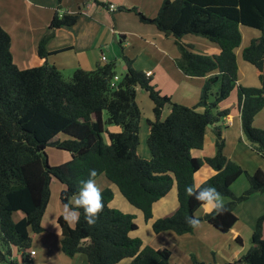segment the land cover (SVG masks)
Returning a JSON list of instances; mask_svg holds the SVG:
<instances>
[{"label": "trees", "instance_id": "16d2710c", "mask_svg": "<svg viewBox=\"0 0 264 264\" xmlns=\"http://www.w3.org/2000/svg\"><path fill=\"white\" fill-rule=\"evenodd\" d=\"M121 10L134 12L141 22L153 24L174 37L180 52L176 59L178 68L189 77H207L199 101L195 106L174 102L153 84L151 75L133 67L124 51L121 55L127 68L116 86L115 60L98 63L93 70L78 68L70 79L53 64L20 68L13 59L11 35L0 24L2 262L34 264L30 259L33 234L45 230L43 217L51 199L53 179L64 185L60 192L64 204L76 197L80 181L95 169V179L105 175L143 213L145 221H152V229L158 234L184 235L195 230L185 217L197 215L203 205L189 197L185 188L195 185L194 175L203 164H208L214 173L196 187L214 186L228 200L224 202L226 211L219 215L206 212L200 220L221 232H229L237 222L235 208L239 203L264 192V169L248 173L228 157L224 135L225 119L237 107L245 138L264 156V127L254 125L264 109V0H163L152 17L137 7ZM59 11L50 22V32L40 41L41 58L49 54L46 42L55 30L77 22L78 14ZM241 25L261 33L242 51L243 59L256 68L259 86L238 83ZM189 34L212 41L218 50L211 54L196 52L192 44L183 41ZM137 86L148 93L153 103L154 117L147 120L151 158L137 153L142 115L136 101ZM234 91L236 105L221 108L220 104ZM166 107H170V112L163 117ZM104 111L108 114L106 121ZM209 130L216 135L215 154L198 158L192 150L203 148ZM49 146L70 152L71 158L51 165L46 153ZM243 174L249 186L237 195L232 186ZM174 187L177 208L153 220L154 204ZM101 192L103 209L94 225L85 221L83 209L78 210L80 219L74 226L66 223L63 215L58 217L62 252L68 257L84 254L88 264H119L124 259H130L129 264H171V251L166 246L146 244L132 234L138 229L136 215L111 206L113 189L105 187ZM17 212H22L23 217L15 220ZM237 241L242 242L239 237ZM22 251V256H14V252ZM240 263L264 264V215L256 221L249 249L237 261L226 264Z\"/></svg>", "mask_w": 264, "mask_h": 264}, {"label": "crops", "instance_id": "0c3cea01", "mask_svg": "<svg viewBox=\"0 0 264 264\" xmlns=\"http://www.w3.org/2000/svg\"><path fill=\"white\" fill-rule=\"evenodd\" d=\"M98 1L99 2H97V0H0V24L11 35V51L14 62L23 69L48 63L57 66L62 72L63 70H68L74 73V71L78 68L93 70L96 68L98 63L115 60L117 65L121 64L124 70H126L127 64H125V61L122 58L119 63V57L121 54L119 53L118 46L129 48L135 45V43L131 45L129 35L131 33H136V43L149 46L151 48H149V51H152V54L156 51L158 58L156 63L151 65L152 67L145 66L142 71L146 73L151 72L150 75L153 77V84H155L163 94L171 96L174 102L187 106H195L199 101L200 92L207 77H189L185 75L176 64V59L179 57L180 52L177 44L175 43L174 37L159 31L153 24L141 22L139 17L133 14L134 12L121 10L122 8L137 7L147 16L152 17L158 13L163 0ZM101 3H104L105 5ZM110 5H114L115 9L111 10ZM58 10H60L59 12L61 14H78L77 22L72 26L57 28L54 34L46 42V49L49 51V54L41 58L38 54L40 41L50 32V22ZM113 14L115 15L112 16ZM119 19H121L122 22H120ZM130 25H133L134 28ZM147 38H153L156 46L154 45L153 47L152 44H149ZM183 41L192 44L195 51L199 53L211 54L213 51L218 50L217 44L201 36L190 34L185 35L183 37ZM110 49L113 51V59H109V55L105 51ZM103 56L106 57L105 60L102 59ZM237 58L239 64L238 83L245 86H259V80L258 85L246 83L250 82V80H248L246 75H243L242 73V71L244 72L242 67L244 69L245 65L239 61L238 49ZM166 59L169 60V65H165ZM234 92L236 93V91ZM236 103L237 94L229 102L223 101L220 104V107L224 108L227 106H233L236 105ZM169 112L170 107H166L163 117H166ZM225 126L224 135L226 139V155L231 157V153H229L227 148V138H229L231 134L236 133V131H234V127L238 126L239 132L242 133V135L240 136V139H238L237 149L232 154V159H235V161L237 160L236 162H240L241 166L248 173H254L258 168L264 169L262 167V162L259 160V156L261 158H264V156L255 151L245 138L241 124L240 112L237 107H233L230 115L226 117ZM209 132H212L214 136L210 138L211 142L207 146L206 141ZM215 142L216 135L212 130H209L205 136V144L203 148H201L203 150L198 158L214 155L216 151ZM140 152H142V155H140L141 157L150 158L152 156L151 151L147 154H144L143 150ZM251 153H256L259 156H251ZM252 162L254 164H252ZM256 162L257 164H255ZM248 164L253 167H248ZM208 171L209 174H211V170ZM213 173L214 170L212 169V175ZM246 181L241 180V177L235 181L232 186L235 194L240 195L248 188V178ZM117 189L118 188L113 189L115 198L117 197L119 191V189ZM175 198L176 200L172 199L170 203L164 207L163 210L165 213L162 214H157L155 207L160 201H163V199L166 198L164 197L157 201L153 206V220L172 213L178 206L177 190ZM224 202H226V200H224ZM112 203H114V200ZM241 203L244 205L247 204L246 207L249 210L250 215L242 221V217L239 216L236 211L240 203L236 206L235 213L238 220L229 232L232 233L233 238L240 247L232 250L233 259L230 260V262L237 261L251 246L249 243L251 242L256 221L264 214V192L255 193ZM206 212V210H203L201 216L199 217L204 216ZM45 214L43 217V226L46 230L47 226L45 224ZM60 215L61 214H55L52 218L54 220L53 228H55L53 234H55L58 239L55 238L54 240H50L48 238L50 234H47L46 236L41 234V236L36 239L37 246L34 245L32 241L30 251L35 250V254L31 255L30 259L34 264H88L87 258L84 254H77L74 257H68L62 252L61 228L57 220ZM22 217L23 214H20L18 219ZM148 222L152 225V221ZM203 230L206 232L211 231L212 235H215L217 231V229L211 224L201 219L200 226L192 233L179 235L177 237H182L180 239H185L189 242L196 238L202 240V235H196L198 232L201 233ZM243 233L247 234L246 237H244ZM162 235L164 236L165 234ZM172 235L177 234L174 233ZM248 235L250 236V241L247 239ZM237 237L241 239V243L237 241ZM56 242L60 243L58 244L59 248ZM202 243L206 245L204 241ZM155 247L165 246L162 245ZM208 251L210 252L209 248ZM188 253L189 252H187V254ZM22 254L23 251L18 254L14 252V256H22ZM47 258H52L53 260H46ZM175 263L180 264L179 262Z\"/></svg>", "mask_w": 264, "mask_h": 264}, {"label": "rangeland", "instance_id": "374dc122", "mask_svg": "<svg viewBox=\"0 0 264 264\" xmlns=\"http://www.w3.org/2000/svg\"><path fill=\"white\" fill-rule=\"evenodd\" d=\"M118 14V13H117ZM136 15L135 13H133ZM113 14L112 16H114ZM132 18V17H130ZM120 22L121 19H119ZM132 28H134L133 25ZM241 33L243 36L241 46L238 48V56L239 61L245 65L244 72L242 71L243 75H246V78L250 80V82H246L252 85H258V77L256 75V68L246 62L242 57V51L243 49L250 44L252 39L258 37L261 33L258 29L251 28L248 26L241 25L240 27ZM130 37V43L131 45L135 43V45L127 48L118 46L119 53L121 54L122 51L126 54V56L133 61V67L137 70H143V67L150 66L155 64L158 60L157 58V52L154 51V54H152L149 50L151 49L149 46L145 44H139L136 43V33H131L129 35ZM129 39V38H128ZM148 43L156 46V43L154 42L153 38H147ZM150 48V49H149ZM218 48V47H217ZM216 49V46H215ZM108 55L109 59H113V51L105 50ZM216 51V50H215ZM121 58L123 59L122 55L119 57V63L121 61ZM165 65H169V60H165ZM126 64V62H125ZM117 70V76L120 78L124 73V68L121 64L116 66ZM64 77L66 79H70L73 75V72L68 70H63ZM153 82V77H152ZM155 83V82H154ZM137 97L136 101L139 105L142 115L140 120V143L137 147V153L139 155H142L141 150H143L144 154H147L150 149L147 144L148 139V119H153V103L151 99L149 98V95L146 91H144L140 86H137ZM236 96V93L233 92L229 98L224 100V102H229ZM166 112V111H165ZM108 118V114L106 111L103 112V119L106 121ZM256 121H254V125L257 127H264V109L256 116ZM234 131L236 133L231 134L229 138H227V148L229 153H231V159L232 154L237 149V143L238 139H240V136L242 133L239 132L238 126L234 127ZM232 131V132H234ZM238 131V132H237ZM64 135V134H63ZM104 139L106 142L109 141L107 133L103 134ZM214 134L212 132L208 133L206 145L208 146L211 142L210 138L213 137ZM203 149H193L192 153L195 156H200ZM46 153L48 156L49 163L51 165H59L62 163H65L71 158V153L62 149H58L56 147L49 146L46 148ZM251 156H259L256 153H251ZM145 158V157H143ZM151 158V157H150ZM259 160L262 162V167L264 168V158H261L259 156ZM235 161V159H232ZM237 161V160H236ZM240 164V162H237ZM252 164H254L252 162ZM257 164V162L255 163ZM241 165V164H240ZM248 167L252 168L253 166H250V164L247 165ZM249 169V168H248ZM211 170V174H209V171ZM212 175V169L208 164H203L199 171L195 173L194 175V184L195 186L200 185L204 180L208 179L209 176ZM241 180H247V176L243 174L241 176ZM247 182V181H246ZM96 183L99 186L100 189H104L105 187H111L112 189H116L117 187L110 182L105 175L100 176L98 179H96ZM238 184V183H237ZM108 185V186H107ZM237 186V185H236ZM64 188V185L58 180L53 179L51 183V199L49 202V205L46 209V219L45 224L47 226V229L43 231V233L39 234H33V244L37 246L36 239L39 238L42 235L46 236L47 234H50L48 237L50 240H54L57 238L55 234H53V231L55 228H53L54 220L52 219L54 215H63V206L64 204L60 200V192ZM118 190V189H117ZM242 191V190H241ZM176 188L174 187L172 191H170L169 195L165 197L166 199H163V201H160L156 207L155 211L157 214H162L164 212V207L170 203V201L176 200ZM73 200L75 197L72 198ZM224 200L227 201V198H224ZM111 206L116 207L120 210H123L128 213H134L136 215V222L139 225V228L137 231L133 233L134 236L140 237L146 244L154 245V246H166L171 251V257H170V263L174 264L175 262H179L180 264H195V261L199 262H205L208 264H226L230 262V260L233 259L232 257V250H235L236 248H239L240 246L237 244L236 240L233 238L232 233H224L219 230L216 231L215 235H212V232H206L203 230L201 233H197L196 236L202 235V240L194 239L193 241H187L185 239H180L182 237H177L179 235H172L174 233L167 232V233H155L152 229L151 223L145 221L142 212L137 209L135 206L131 205L125 197L118 191L117 197L114 199V203H111ZM247 204L240 203L237 208V213L239 216L242 217V221H244V218H248V215H250L249 210L247 209ZM205 211V207H201V209L197 212V216H201V213ZM22 215V212H17L14 214V219L17 220L19 218V215ZM264 215V214H263ZM207 222V221H206ZM75 224V223H74ZM74 224H71L74 226ZM200 231V230H199ZM162 234H165L164 236ZM244 237H246V233H243ZM56 236V237H55ZM58 239V238H57ZM250 241V236L248 235L247 238ZM161 240V242H160ZM205 242L206 245H204L202 242ZM59 242V240H58ZM56 242L58 248L60 243ZM53 243V242H52ZM251 245V242L249 243ZM39 248V247H38ZM208 248L210 249V252L208 251ZM187 252H189L187 254ZM245 253V252H244ZM63 254V253H62ZM46 260H53L52 258H47ZM130 259H124L119 264H129ZM0 264H5V262H2L0 260ZM7 264V263H6Z\"/></svg>", "mask_w": 264, "mask_h": 264}, {"label": "clouds", "instance_id": "9594fccd", "mask_svg": "<svg viewBox=\"0 0 264 264\" xmlns=\"http://www.w3.org/2000/svg\"><path fill=\"white\" fill-rule=\"evenodd\" d=\"M97 172L89 171L88 178L80 181V186L75 199H69L63 206V220L68 224L77 223L80 219L79 209H83L84 219L88 225H94L103 209L102 192L96 183ZM185 192L189 197H194L205 207L209 213L217 215L226 211L224 198L214 186L195 185L186 186ZM185 222L193 229L200 226V217L193 214L185 217Z\"/></svg>", "mask_w": 264, "mask_h": 264}, {"label": "built area", "instance_id": "2783aa9c", "mask_svg": "<svg viewBox=\"0 0 264 264\" xmlns=\"http://www.w3.org/2000/svg\"><path fill=\"white\" fill-rule=\"evenodd\" d=\"M110 9H111V10H114V9H115V6H114V5H110ZM102 59L105 60L106 57L103 56ZM147 74L150 75L151 72H147ZM118 80H119V77H118V76H115V77H114V80H113V85H114V86H116V82H117ZM34 254H35V250H32V251L30 252V256H31V255H34Z\"/></svg>", "mask_w": 264, "mask_h": 264}]
</instances>
